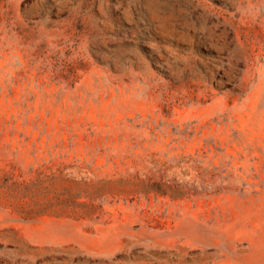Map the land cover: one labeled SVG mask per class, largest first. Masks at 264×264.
<instances>
[{
  "label": "rangeland",
  "instance_id": "obj_1",
  "mask_svg": "<svg viewBox=\"0 0 264 264\" xmlns=\"http://www.w3.org/2000/svg\"><path fill=\"white\" fill-rule=\"evenodd\" d=\"M0 264H264V0H0Z\"/></svg>",
  "mask_w": 264,
  "mask_h": 264
}]
</instances>
